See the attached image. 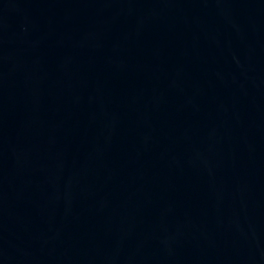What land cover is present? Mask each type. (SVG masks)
Returning <instances> with one entry per match:
<instances>
[{
  "label": "water",
  "instance_id": "1",
  "mask_svg": "<svg viewBox=\"0 0 264 264\" xmlns=\"http://www.w3.org/2000/svg\"><path fill=\"white\" fill-rule=\"evenodd\" d=\"M0 264H264V0H0Z\"/></svg>",
  "mask_w": 264,
  "mask_h": 264
}]
</instances>
